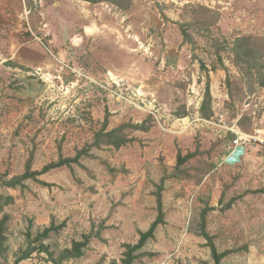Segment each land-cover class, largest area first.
I'll use <instances>...</instances> for the list:
<instances>
[{
    "label": "rangeland",
    "instance_id": "rangeland-1",
    "mask_svg": "<svg viewBox=\"0 0 264 264\" xmlns=\"http://www.w3.org/2000/svg\"><path fill=\"white\" fill-rule=\"evenodd\" d=\"M85 1L0 0V193L15 197L0 264L28 248L30 227L34 239L53 222L64 223L45 241L56 256L94 235L63 264L120 260L156 219L161 185L166 224L134 264H214L204 226L230 251L222 264H264V57L248 58L249 74L235 55L238 37L264 39V0ZM107 116V130L148 128H127L121 148L91 146L73 168L3 184L30 158L41 170L88 148ZM236 133L247 151L231 164ZM197 148L176 171L178 152ZM19 264L53 263L37 251Z\"/></svg>",
    "mask_w": 264,
    "mask_h": 264
},
{
    "label": "trees",
    "instance_id": "trees-1",
    "mask_svg": "<svg viewBox=\"0 0 264 264\" xmlns=\"http://www.w3.org/2000/svg\"><path fill=\"white\" fill-rule=\"evenodd\" d=\"M91 3H99L103 1H111L115 3L117 6L127 9L130 4L131 0H86ZM182 27V26H181ZM183 34L185 38H190V34L183 29ZM235 55L239 61H244L249 63L248 64V72L252 74L253 65H251L249 61V57H252L255 60L264 57V39L259 36H251V35H244L238 37L235 43ZM258 55V59L256 57ZM201 67L203 69L206 68V64L201 62ZM264 86V81L261 83ZM212 104V93L210 90V81H207L206 92L203 100V104L201 107V111L203 115L209 118L213 114V110L211 108ZM109 124V118L106 117L105 121L103 122L102 128L95 133V140L94 142L89 145L88 148H84L79 150L78 153L74 157H64L61 156L58 161H53L51 163L46 164L41 170H33L32 169V159L30 158L26 165V171L21 174L14 176L13 178L3 181L4 185L10 187H16L18 185H23L24 181L27 179H37L39 175L49 172L50 170L61 167L64 165H68L72 167V163H80V159L83 154H87L89 152V148L91 146L101 147L103 144L114 146L115 148H121L123 145L127 144L128 142L132 141L133 138L129 136L127 133V128L131 127L133 129H142L146 130L148 127L145 125V122L141 124H130L124 123L115 127L114 129L107 130ZM198 148L195 151L188 152L187 154H183L181 151L177 154V163L175 166V170L178 171L180 168L187 163L191 158H194L198 154ZM39 180V179H37ZM43 184L49 185L45 181H41ZM162 185L159 187L156 197H157V211L158 215L156 219L151 223L150 227L146 231L139 230L140 238L139 241L135 244L125 243L123 246L125 247V251L123 252V256L120 260L112 259L109 264H134L136 260H138L142 255L148 254L144 251V248L148 241L154 240L156 238V230L159 225H165V211H164V204H163V195H162ZM260 191L264 192V188ZM15 202V197L13 195H7L0 193V215L2 218L0 219V256L4 255L7 249V236H6V228H7V220L9 215L5 213V207L13 204ZM210 208V207H209ZM207 210L203 211V219L206 218ZM64 223L60 225H56L54 222L51 226L46 227L41 232L36 235L34 239H32V229L29 228V232L27 234L29 240V246L27 249L22 250L19 255H17L15 259V264H19L21 261L32 257L34 252H45L48 255V260L51 261L53 264H63L65 260H72L79 257H82L85 254V249L90 243L91 238L94 236L93 233L84 234L82 240H73L71 247H66L59 251V256H56V251L51 250V247L45 243L47 239L50 238V234L52 232H58ZM200 236H203L207 240V246L211 249L212 258L214 260V264H222V260L229 254L230 251H220L214 242V237L207 231L206 227L204 226L202 231L199 233ZM96 236H100V233H97ZM33 244L34 247H33ZM205 264H211L209 262H205Z\"/></svg>",
    "mask_w": 264,
    "mask_h": 264
},
{
    "label": "built area",
    "instance_id": "built-area-1",
    "mask_svg": "<svg viewBox=\"0 0 264 264\" xmlns=\"http://www.w3.org/2000/svg\"><path fill=\"white\" fill-rule=\"evenodd\" d=\"M236 134H237V137L234 139L233 148L230 152V155L228 156L229 159H227L229 163L231 164L239 163L242 160L243 155L247 151L246 141L245 139H243V136H245L244 133L243 134L236 133Z\"/></svg>",
    "mask_w": 264,
    "mask_h": 264
},
{
    "label": "crops",
    "instance_id": "crops-1",
    "mask_svg": "<svg viewBox=\"0 0 264 264\" xmlns=\"http://www.w3.org/2000/svg\"><path fill=\"white\" fill-rule=\"evenodd\" d=\"M84 1V0H83ZM85 2H87V3H89V1H85ZM85 28H87V27H84V31H83V33H81V35L83 36V37H85V36H87L89 33H88V31H87V29H85Z\"/></svg>",
    "mask_w": 264,
    "mask_h": 264
}]
</instances>
